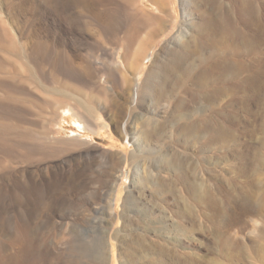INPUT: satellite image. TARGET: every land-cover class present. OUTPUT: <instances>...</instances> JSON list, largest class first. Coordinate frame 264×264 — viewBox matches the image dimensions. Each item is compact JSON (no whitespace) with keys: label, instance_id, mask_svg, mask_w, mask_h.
<instances>
[{"label":"rangeland","instance_id":"rangeland-1","mask_svg":"<svg viewBox=\"0 0 264 264\" xmlns=\"http://www.w3.org/2000/svg\"><path fill=\"white\" fill-rule=\"evenodd\" d=\"M90 2L0 0V248L14 255L25 232L50 242L30 264H264V212L235 203L244 192L264 194V165L254 160L264 158V100L248 111L237 102L233 119L193 101L191 81L188 100L170 86L174 98L141 100L151 63L162 75L170 62L160 48L177 28L142 62L139 80L127 71L137 90L130 100L107 77L116 49L90 24ZM179 101L192 108L181 119ZM203 118L228 126L232 142H210L217 130L202 127L193 143L186 129ZM195 182L226 207L217 225L216 209L194 197Z\"/></svg>","mask_w":264,"mask_h":264},{"label":"bare ground","instance_id":"bare-ground-1","mask_svg":"<svg viewBox=\"0 0 264 264\" xmlns=\"http://www.w3.org/2000/svg\"><path fill=\"white\" fill-rule=\"evenodd\" d=\"M181 2L184 13L179 21L177 0H101L99 4L91 0L89 3L90 24L92 23V25L102 33L106 42L108 41L116 49L115 55L117 64L113 70L108 71L107 77L112 81H117L120 90H124L127 94V98L133 100L137 90L135 89L133 78L130 77V73L127 74V71L130 72L132 69H135L137 80H139L141 74L140 67L143 65L142 62L149 60L148 55L152 49L158 47L162 39L169 35L172 29L177 28L173 37L168 39L160 48L170 52V62H167L168 64H166V62L162 64V75L156 73L154 70L156 66L158 67L157 63L155 61L151 63V69L148 71L139 91L141 100H143L146 95L153 98L154 101L164 100L168 95L170 99L174 96L173 94L170 97V88L174 92L178 90L184 91V99L181 95L180 96L182 100H186L187 97L190 96L187 94L190 91L187 83L191 81L198 87V93H194L193 99H191L195 102L202 100V98L208 100L211 106H206L207 108H205V110L210 108L211 112L217 113L218 115L223 114L229 117L231 114L230 116L233 119V113H231V111L237 102V105L239 104L245 111L250 109L249 105L252 104L251 101L262 102L264 100V0H182ZM168 54L169 53H167V55ZM163 73H166L167 76L165 75L166 77H163ZM154 80H157L158 84L161 86L158 85V88L151 87V82ZM190 89L192 88L190 87ZM125 93L124 95L126 96ZM67 97L69 96L67 95ZM186 104L183 101H179L177 104L175 112L176 115L178 113V117L181 116L180 113H182L181 111H184L185 108L187 110L191 108V106L189 108V105L186 107ZM198 106H196V108ZM202 107L203 106L200 108ZM239 108L240 107L237 109ZM199 111H195L194 116L197 114H200V116L203 115V110L202 114L201 111ZM236 113L237 112H235V114ZM184 115L183 118L187 116ZM189 116L187 117L189 118ZM259 116L261 117V115ZM194 120L196 121L197 119ZM199 122L198 125L195 124V128L189 126L186 129L190 132L187 133L186 131V134L190 136L193 143L194 141L199 142L200 137H198V134L202 132L200 131L202 127L207 129L204 130V132L217 130L213 133V138L209 140L210 142L213 140L216 142L218 139L223 142H228L230 140L229 137L232 138V136H230L232 131L229 130L228 126L222 127L220 123L209 120L208 118L200 119ZM146 124H150V122L147 120ZM261 125L262 128L260 129L264 133V120ZM74 126L81 132L84 131L83 126L78 121H74ZM186 134L184 135L186 136ZM248 136H250L249 132ZM190 141L191 140H189V142ZM262 143L264 145V140H262L261 144ZM222 145L225 144L223 143ZM257 154L258 153H256V155ZM260 154L254 156V160L257 158L259 160L261 159L260 161L262 165H264V158ZM167 163L170 164L169 161ZM168 164L167 166H170ZM242 168H244V166ZM252 168L251 166L250 169ZM244 170H247L246 167ZM191 187L192 193L198 203L206 207L212 206L214 211L216 209V215H214L216 217L213 216V219L214 223L217 225L220 214L224 211V213H226L227 211L225 210L226 207L221 203L222 200L217 198L218 195L215 197V195H211L208 191L203 190L204 188L196 182L192 184ZM256 193L244 192L241 197L237 193L239 196L236 195V197L238 196L239 198L237 197L238 199L235 200L236 197H233L235 193L233 194L232 192V198L236 202L232 201L235 203H239L240 201L242 207L251 213L264 212V194L259 196ZM224 213L223 216L225 217ZM261 216H264V214ZM219 225L221 224L219 223ZM15 244L18 248L16 247L17 251L14 255L12 253H7L5 250L3 251V247L2 249L0 248V264H27V262L30 264V259L33 257L35 249L38 248L42 251L49 249L50 246L48 237L37 242L30 238L28 234H25V232L19 236ZM55 245L56 244H54V246Z\"/></svg>","mask_w":264,"mask_h":264}]
</instances>
